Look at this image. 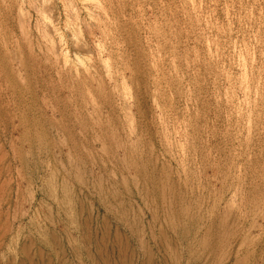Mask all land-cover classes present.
I'll return each instance as SVG.
<instances>
[{"label": "rangeland", "instance_id": "1", "mask_svg": "<svg viewBox=\"0 0 264 264\" xmlns=\"http://www.w3.org/2000/svg\"><path fill=\"white\" fill-rule=\"evenodd\" d=\"M0 264H264V0H0Z\"/></svg>", "mask_w": 264, "mask_h": 264}, {"label": "bare ground", "instance_id": "2", "mask_svg": "<svg viewBox=\"0 0 264 264\" xmlns=\"http://www.w3.org/2000/svg\"><path fill=\"white\" fill-rule=\"evenodd\" d=\"M49 28V27H48ZM162 186V185H161ZM162 191V190H161ZM162 195V194H161ZM116 237V236H115ZM115 239V238H114ZM123 243V242H122ZM124 254V253H123ZM146 255V254H145ZM123 257V256H122ZM144 261V260H143Z\"/></svg>", "mask_w": 264, "mask_h": 264}]
</instances>
